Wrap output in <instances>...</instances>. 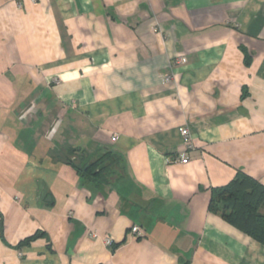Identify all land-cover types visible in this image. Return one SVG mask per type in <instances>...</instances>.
<instances>
[{"label":"crops","instance_id":"obj_1","mask_svg":"<svg viewBox=\"0 0 264 264\" xmlns=\"http://www.w3.org/2000/svg\"><path fill=\"white\" fill-rule=\"evenodd\" d=\"M240 173L264 186V0H0V264H264L209 209Z\"/></svg>","mask_w":264,"mask_h":264},{"label":"trees","instance_id":"obj_2","mask_svg":"<svg viewBox=\"0 0 264 264\" xmlns=\"http://www.w3.org/2000/svg\"><path fill=\"white\" fill-rule=\"evenodd\" d=\"M56 158L73 165L87 182L106 180L116 163L105 154L93 163L83 164L71 148L58 153ZM209 209L264 245V186L257 180L240 173L229 185L212 191Z\"/></svg>","mask_w":264,"mask_h":264},{"label":"built area","instance_id":"obj_3","mask_svg":"<svg viewBox=\"0 0 264 264\" xmlns=\"http://www.w3.org/2000/svg\"><path fill=\"white\" fill-rule=\"evenodd\" d=\"M32 2H37V0H32ZM187 63V59L186 57H178L175 59L174 61V66H180V65H185ZM163 79L166 83H169L172 79L171 75H164ZM181 135L183 137V142L184 145L186 147V150L192 149V143H191V133L189 131L188 128H183L181 129ZM176 162H179L181 164H187L189 162V157L187 155V153H183L178 159H176ZM131 234L137 238H143L144 237V233L142 231V229L138 226H135L131 229ZM106 245L108 247H113L114 246V242L112 241V239H106L105 241Z\"/></svg>","mask_w":264,"mask_h":264}]
</instances>
